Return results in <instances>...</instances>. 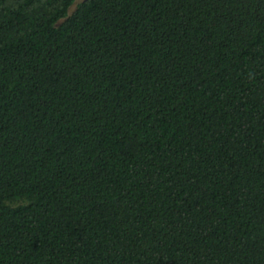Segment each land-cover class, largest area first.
<instances>
[{"label": "trees", "instance_id": "trees-1", "mask_svg": "<svg viewBox=\"0 0 264 264\" xmlns=\"http://www.w3.org/2000/svg\"><path fill=\"white\" fill-rule=\"evenodd\" d=\"M0 0V264H264V0Z\"/></svg>", "mask_w": 264, "mask_h": 264}, {"label": "rangeland", "instance_id": "rangeland-1", "mask_svg": "<svg viewBox=\"0 0 264 264\" xmlns=\"http://www.w3.org/2000/svg\"><path fill=\"white\" fill-rule=\"evenodd\" d=\"M85 0H74V4L73 6L71 7L70 11H69V14H72L74 13V11H76V9L78 8V6L83 3Z\"/></svg>", "mask_w": 264, "mask_h": 264}]
</instances>
